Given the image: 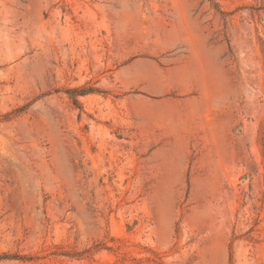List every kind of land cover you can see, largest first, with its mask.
<instances>
[{"label":"rangeland","instance_id":"374dc122","mask_svg":"<svg viewBox=\"0 0 264 264\" xmlns=\"http://www.w3.org/2000/svg\"><path fill=\"white\" fill-rule=\"evenodd\" d=\"M0 264H264V0H0Z\"/></svg>","mask_w":264,"mask_h":264},{"label":"trees","instance_id":"16d2710c","mask_svg":"<svg viewBox=\"0 0 264 264\" xmlns=\"http://www.w3.org/2000/svg\"><path fill=\"white\" fill-rule=\"evenodd\" d=\"M5 257L1 258V259H4Z\"/></svg>","mask_w":264,"mask_h":264}]
</instances>
